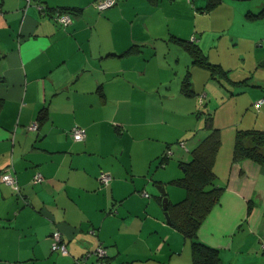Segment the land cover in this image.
I'll use <instances>...</instances> for the list:
<instances>
[{"label":"crops","instance_id":"1","mask_svg":"<svg viewBox=\"0 0 264 264\" xmlns=\"http://www.w3.org/2000/svg\"><path fill=\"white\" fill-rule=\"evenodd\" d=\"M94 2L0 0V173L11 171L20 190L0 180V264H78L98 245L109 264H192L191 241L166 221L156 185L168 190L181 176L172 156L161 162L166 146L191 130L183 141L193 147L205 132L195 111L206 86L242 115L223 130L226 102L211 114L221 127L213 171L223 190L197 237L217 249V264H264V165L233 156L237 130H264V102L254 106L264 99V0H220L209 11L227 4L250 30L228 32L235 61L217 60L223 87L199 64L179 66L182 56L189 64L185 44L204 54L206 29L190 16L196 22L207 0H117L102 11ZM60 8L74 9L66 27L54 19ZM75 125L82 140L71 135ZM55 229L65 254L50 248Z\"/></svg>","mask_w":264,"mask_h":264},{"label":"trees","instance_id":"2","mask_svg":"<svg viewBox=\"0 0 264 264\" xmlns=\"http://www.w3.org/2000/svg\"><path fill=\"white\" fill-rule=\"evenodd\" d=\"M219 2L220 0H207L204 10L214 8ZM60 9L68 10L70 13L74 11L68 8ZM185 46L194 57L193 61L196 64L208 67L198 47L190 44H185ZM218 70L217 72L225 75L226 71L221 68ZM186 81L187 79L183 81L182 88L185 92H190ZM199 100L201 103L204 101L203 95L199 96ZM43 113H45L44 110H41V114ZM207 117L205 132L195 140L193 147L187 141H176L179 143L178 150L189 157L185 161H180L183 169L181 176L169 181L170 184L183 188L185 192L184 197L179 201L168 202L167 209L171 224L191 241L192 264H217L219 262L217 249L205 245L197 237L202 221L223 190L222 187L217 186L216 175L213 171V162L220 144V129L214 126L210 112ZM180 142L184 143L183 146ZM174 154L176 153L172 149V144H168L161 155V162ZM233 156L234 158H252L264 165V130H237Z\"/></svg>","mask_w":264,"mask_h":264},{"label":"rangeland","instance_id":"3","mask_svg":"<svg viewBox=\"0 0 264 264\" xmlns=\"http://www.w3.org/2000/svg\"><path fill=\"white\" fill-rule=\"evenodd\" d=\"M231 1H233L234 3H240V2H259L261 0H231ZM191 3L194 4L195 0H191ZM192 6H195V4ZM203 6L204 4L201 6L199 5L196 6V8L198 7L197 9L196 8L194 9V11L198 13V16L196 17V22H195V18L190 16V23L197 24V27L206 29L205 39L203 40L202 43L204 54L203 52L202 53L200 52V54L202 56L204 55V61L208 63V67L206 68L207 70L205 71L208 74H211L216 81L218 80L217 81L218 86L223 87L225 83L223 80L220 79V75H221L220 72H217V70L221 68L219 65L216 64L217 60L223 63L222 65L223 67H227L233 61H235V57L230 52L231 50L229 49L226 42V37L229 38L228 32L230 31L233 33H237L238 31H240L242 34L246 35V33H248L250 30L248 27L246 26L243 27L242 25H240L238 21V17L236 16L235 13H232L233 11L230 10L227 4L224 3L220 4L221 6L220 10L217 11L216 9L214 12L211 13L209 11L213 10L214 8L210 10H204L202 8ZM203 13H206L205 17L200 16V14ZM219 30H222L221 35L219 33ZM199 33H200L199 31H196L195 34L199 35ZM262 43H264V41H262ZM187 53L189 54L188 56L189 64L184 65L186 61L185 56L181 57L179 64V66H181V68H185V70H188V66L196 65V63L193 61L194 57L188 51ZM205 89L207 95H203L204 104L201 105L200 108L195 111V117L199 114V112H202V116L200 117V120L202 122L201 126H203L206 122L205 115H208L209 112L212 114V112L217 108V105L219 104L223 105V103L226 102L225 104L226 117L222 119V122L224 124L222 126H225L223 130L227 128H231V125L229 124H232L236 120H238L242 115V113L241 112L236 113L233 104L231 102L227 103L225 95L219 94V92L210 91L209 86H206ZM200 95L201 94H199L198 97ZM214 126L219 128V126L215 124ZM220 132H221V127H220ZM190 134H191V130L189 131L188 136H185L183 137V139H178V140H187L190 137ZM171 144H172V149L176 154H174V156H172V158L169 161H172L174 165L173 170L176 173L181 174L183 169L181 168L180 160L177 159V154L179 151L178 150L179 143L175 141L174 143ZM168 187H169L168 190L165 187L166 196L168 197V200L173 201V200H180L182 198L180 197L179 199V197H177V192H175V191H179L177 189H181V188H178V186L177 187L173 186L172 184H169Z\"/></svg>","mask_w":264,"mask_h":264},{"label":"built area","instance_id":"4","mask_svg":"<svg viewBox=\"0 0 264 264\" xmlns=\"http://www.w3.org/2000/svg\"><path fill=\"white\" fill-rule=\"evenodd\" d=\"M31 0H26V3L29 4ZM117 3V0H95L94 6L99 10L102 11L104 9H107ZM38 7L41 11H44V7L42 5L38 4ZM55 21L61 25L62 27H66L69 24L72 23V14L68 10H62L58 9L57 12L54 15ZM194 38L191 37L190 41H193ZM262 102H264V99H260L257 102L254 103V106L258 108ZM30 129H36L37 125L35 123L31 124L29 126ZM71 135L75 140H82L85 136V131L83 128L78 126H73L71 128ZM183 142H180V145L183 146ZM170 152V151H168ZM43 175L40 172H35L32 177L33 183H39L43 180ZM0 180L8 185L10 188H12L15 192H19V185L17 183L15 175L11 171H3L0 173ZM110 180V175L107 173H101L100 175V181L103 185H107ZM143 195L147 196L148 194L146 192H143ZM50 239V248L52 251H56L58 253L65 254L67 252L66 244L61 236V233L59 230L55 229L52 231L51 235L49 236ZM260 250L262 253H264V240L260 242ZM89 256H93V260L89 264H109L107 259V251L102 245H98L95 247L94 250L90 252H86L77 259H75V262L78 264H87L86 260L89 258Z\"/></svg>","mask_w":264,"mask_h":264},{"label":"water","instance_id":"5","mask_svg":"<svg viewBox=\"0 0 264 264\" xmlns=\"http://www.w3.org/2000/svg\"><path fill=\"white\" fill-rule=\"evenodd\" d=\"M156 188L158 189V191L161 193V195L163 196L162 198V203H163V210H164V216L165 219L168 223L171 224L170 218H169V214H168V210H167V205H168V199L166 197V193H165V189L162 185H156Z\"/></svg>","mask_w":264,"mask_h":264}]
</instances>
